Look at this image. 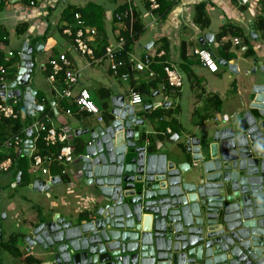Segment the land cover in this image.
Listing matches in <instances>:
<instances>
[{
	"label": "water",
	"instance_id": "water-1",
	"mask_svg": "<svg viewBox=\"0 0 264 264\" xmlns=\"http://www.w3.org/2000/svg\"><path fill=\"white\" fill-rule=\"evenodd\" d=\"M212 40L208 32L199 41ZM32 53L24 42L15 77L5 85L6 96L17 97L29 116L42 110L30 86ZM216 63L235 70L225 59ZM251 94L238 134L229 126L210 141L182 138L177 147L190 161L179 163L145 149L134 135H141L135 127L145 119L125 104L124 95L111 98L112 121L76 132L89 133L73 162L95 196L92 211L76 213L75 224L54 213L24 237L27 249L56 247L45 264H264V85L254 84ZM28 147L26 140L22 155ZM192 167L204 174L195 183L182 178ZM60 182L52 178L30 188L47 192Z\"/></svg>",
	"mask_w": 264,
	"mask_h": 264
},
{
	"label": "crops",
	"instance_id": "crops-1",
	"mask_svg": "<svg viewBox=\"0 0 264 264\" xmlns=\"http://www.w3.org/2000/svg\"><path fill=\"white\" fill-rule=\"evenodd\" d=\"M127 2H129V4L140 14L141 21L144 25V32L140 37H144V40L141 41V38H139L134 44H132L129 50L122 51L117 56V60L122 63L119 68L121 73H129L125 70V68H128L131 71L135 82L139 81L141 78H145L144 73L133 69V64L144 53L153 54L158 48H160V39L164 37L167 38L169 42L167 58L165 60H169L170 63L174 64L179 69V67H181L179 56L180 44L181 42H184L187 61L191 64L190 70L192 73L190 76H187L179 69L183 80L182 87L176 91L172 89H162V82L159 84L158 89L154 91L151 101H146V99L143 98V104L136 105L138 107L137 109H135L136 106H134L135 114L142 116L145 119V122L146 120L149 121V126L151 127V130L146 129L145 132H140L138 128L135 127V131L141 133L139 142L144 145L146 136L150 137L152 143L157 142L153 143V152L161 150L160 148L162 144L166 142L175 146L178 145L177 142L181 143L182 135L180 133L181 128L179 121L182 119L188 124L193 123L197 129H200V127H205V122L207 124L208 119L214 121L216 124H220L214 120L215 117L220 119L222 115H227L229 120H231L234 118L233 115L241 110V108L238 107L248 109L252 100V94L251 90H248L244 85L241 87L240 76H248L249 82L254 84V75L257 73L258 69L264 72V40L261 32L256 29L254 23L258 15L264 16V0H260V6L257 3L252 2L243 7H238L233 0H178L165 18H159L156 13L150 11L147 7V2L144 0H102V2L89 0L81 5H78L76 2L67 3L64 0H47L41 2L35 7H28L21 2V0H0V27L6 31V37L0 39V51L2 52L3 57H6L9 51L13 52V56L9 58L8 62L6 61L8 67L6 77L8 80H12L13 77H15L18 68V57L16 54L20 52L24 42H27L28 45L32 47V57L34 52L44 56L45 62L41 63L39 70L44 76L46 83L49 85V91L52 97L49 101L40 103L43 108L48 106L49 110L53 112L52 116H48L50 121L55 127L64 129L68 136V143L74 146L76 156L81 153V148L79 152V145L76 143L79 138L76 137L77 130L84 129V127L87 126V123H89V120H95L87 114L78 113L74 106H67L70 104V100H65L67 105L64 107L55 94L52 93L51 86L47 81L48 75L46 74L48 61L51 58L56 57L58 54L64 53L71 61L72 66L80 73L79 84L73 87L72 93L76 94L81 88L88 89L94 101H106L108 113L112 107L111 103H109V99L118 95L127 96L129 89L132 87H130L129 78L127 81H122L119 76L113 75L109 71L108 62L104 58L99 57L97 61L93 63L91 62L90 65L87 64V60L79 55L74 49L71 39L63 33L64 28L72 26V24L65 18L66 14L63 12L66 8L83 7L87 3H93L100 6L103 9L104 29L102 32L100 31L97 33V37L93 44L96 45L97 43L100 44L101 42L106 41L104 46L106 47L108 45L116 44L120 28L119 22L115 21L113 23L112 13L118 7L127 4ZM200 2L205 3V10L210 19L209 27L206 29H199L192 21L194 5ZM19 25H26V29L22 34L16 32V28ZM230 25L240 29L242 31V36L238 37L228 34L217 42V34ZM252 25L254 28L253 32L255 34V39L250 35ZM62 27L64 28L61 29ZM208 32L213 34V40L211 43L202 45L199 41L200 37ZM234 37L239 38V45H234L232 43ZM245 37H250L248 44L252 47V55L245 54ZM12 39H14L15 47H10ZM226 41L229 43V48L225 50V52H221V45ZM202 47L209 49L216 60L224 59V56L227 55L228 59L225 60H227L230 65H234L235 70L218 65L217 72L212 73L208 71L206 67L201 65L198 57L193 54V50ZM33 69L34 65L32 68V74ZM233 74L235 75V82L231 84V90L227 88H215L217 82H221L225 79L229 81L233 77ZM111 79L115 80L117 83H113ZM121 82L127 83L128 85L127 89L124 91L119 87V83ZM32 83L33 80L31 78V87ZM218 85H221V83H218ZM184 86L187 87L184 88ZM43 88L45 89V87ZM99 89L100 91H102V89L106 91H102L101 95ZM32 90L37 93L33 87ZM107 92V99L105 98L106 100H104L103 97ZM224 100L228 104L235 105L230 113L220 111V107ZM146 105L155 106L151 109L144 110V106L146 107ZM236 107L238 108L237 110H235ZM155 109H162V112L160 111L162 115L159 117L150 116L149 118L148 115ZM170 109L173 110L172 120L179 129V141H174L171 137L160 134V124L169 120V118L164 115V112ZM67 110L71 113H67ZM63 115L72 117L74 124L81 125H74V127H71V124L64 121L62 125L57 126V121L61 119V116ZM28 117L31 121L35 119V116ZM184 136L198 137L195 133L184 134ZM3 151L5 152L6 150ZM23 151L24 148L19 154L20 156H22ZM23 156L26 157L28 166L29 158L27 153ZM64 170V176L67 175L68 180L64 181L61 177V182L59 184L57 183L55 186L50 187L49 191L45 192L47 200L46 202L44 201V204L50 209H56V207L58 208L61 204L63 207H69L73 210L77 205L74 196L83 192L80 188L79 181L82 179L84 182V179L78 172L79 167L77 163L72 162L71 164L66 165ZM16 176L17 175L14 176L11 170L9 172L0 173V204L2 203L1 196L3 195L4 201L7 202L4 211H0V240L3 236H7L8 239L11 235L9 233L5 234L2 230L1 220L7 219L6 212H13L10 219L14 220L16 225H29L28 217L25 218V215L22 214V208L24 207H26L27 211H31L34 214L36 213V217L40 214L37 204L28 205L26 203L30 202L27 201L28 199H24L26 205L24 203L15 204L12 202L14 201L12 199L14 194L5 193L7 186L14 192L15 189L19 187V183H15ZM31 183L26 187L30 188ZM85 187L87 188V186ZM70 191H72V194H67ZM67 196H69V200H67ZM17 198L21 199L19 197ZM59 198H61V200L64 198L65 202L59 204L57 202ZM19 207L21 210L17 213ZM18 241V239L15 240V246L18 248V253L15 255H11L0 246L7 258H11V260H7V262H9V264H36L37 261L28 251L26 243L24 246L18 247L16 245V242ZM27 253L29 256H26Z\"/></svg>",
	"mask_w": 264,
	"mask_h": 264
},
{
	"label": "built area",
	"instance_id": "built-area-1",
	"mask_svg": "<svg viewBox=\"0 0 264 264\" xmlns=\"http://www.w3.org/2000/svg\"><path fill=\"white\" fill-rule=\"evenodd\" d=\"M44 1L47 0H21V2H23L28 7H35ZM144 1L148 2V9L152 12L159 6L157 0ZM233 1L238 7L246 6L252 2L257 3L260 6V0ZM126 5V10L120 13H115L114 15L116 21L120 23L117 42L114 45L106 46L102 54V58L108 62L109 71L116 76L119 75V68L122 65V63L117 60V56L122 51H125L123 48L125 40L120 32L124 31L126 28L125 19L127 17L128 10L130 11L132 7L129 2H127ZM63 33L71 39L74 49L79 53V55L87 60V64L90 65L91 62L93 63L98 60L99 57H96L95 55V45L93 44L96 39V30L95 28L86 25L78 13L74 14V22L72 26L64 28ZM232 43L234 45H239V38L234 37L232 39ZM19 53L16 54L17 57L19 56ZM193 54L198 57L201 65L206 67L208 71L212 73L217 72L218 64L216 63L213 53L209 49L205 47L195 49L193 50ZM164 55L165 52L161 47L158 48L153 54L144 53L134 62L133 69L146 74L148 78H155L158 76V74L153 69V66L155 64L161 65L163 68L165 83L170 89L176 91L182 87V76L179 69L174 64L170 63L169 60H163L162 57ZM11 56H13V52L9 51L7 56L2 57V60H0V93H3L0 94V122L4 119H17L18 117L25 118L28 115L22 106V102L17 97L13 96L12 98H8L6 96V91L8 88H6L5 85H9V83L13 80H8L6 77L8 68L6 63L9 61ZM48 66L50 68V72L47 76V81L51 86L52 93L55 94L59 100H70L74 104V107L78 113H84L93 117L95 124L98 126L104 127L107 125L108 121H112V119H114V117H110L107 121L105 120L101 110L95 104L88 89L81 88L76 94L72 93L73 87L79 84L80 73L72 66L71 61L64 53H60L56 57L51 58L48 61ZM119 77L122 79V81H127L129 78L128 74L126 73L121 74ZM165 88L166 86L163 84L162 89ZM33 97L34 103H37L36 92ZM8 99H11V101L8 102ZM125 104H129L133 106V108L136 105H141L143 104V96L136 92L133 88H130L128 95L125 96ZM39 105L42 106L41 104ZM154 106L146 105V107H149L150 109ZM43 109L44 108L42 106V110ZM42 110L40 112H35L32 115V117L35 116V119L27 124V126L22 130V134L20 133L9 136L0 142V147L3 150H13L17 153V155H19L23 150L24 142L29 140L30 147L26 149L29 158L28 171L33 178L31 184L37 181H42V187H44L45 184H48L52 178H59L61 180V177L65 175L64 167L71 164L76 158V155L74 146L68 143V136L63 128L55 127L47 115L43 121L36 119L37 115L40 114ZM66 112L69 114L71 113L69 110ZM214 120L220 124H226L230 121L227 115H222L220 119L215 117ZM27 133L29 137L27 136ZM160 134L171 137L174 141L180 140L178 134H171V129L169 127H167L164 132L161 131ZM134 135L136 138H141L140 134L138 135L135 133ZM39 140H42L47 147L59 146L58 152L49 153L44 156L39 155L36 148V144ZM153 143L151 146L148 141V136H146L144 144L145 149L147 147H153L154 149ZM10 163V158L0 161V173L6 172L10 167ZM54 166L59 168V172L57 174L51 173V167ZM67 194H72V191L68 192ZM74 197L77 201V205L73 209L75 213L82 214L92 211L95 202L94 197L80 194H77ZM61 202H65L64 198L61 200ZM32 248L33 246H29L28 251L31 252ZM26 255L29 254L27 253Z\"/></svg>",
	"mask_w": 264,
	"mask_h": 264
},
{
	"label": "trees",
	"instance_id": "trees-1",
	"mask_svg": "<svg viewBox=\"0 0 264 264\" xmlns=\"http://www.w3.org/2000/svg\"><path fill=\"white\" fill-rule=\"evenodd\" d=\"M178 0H157V2L159 3V6L157 9H155L153 12L156 13L158 15L159 18H165V16L170 12V10L172 9V7L176 4ZM147 7H148V2H147ZM127 9V5L124 4L120 7H118L113 13H112V21L113 23L116 21L114 15L115 13H120L124 10ZM64 14H66L65 18L69 21V23L73 24L74 22V14L78 13L80 18L86 23V25L90 26V27H94L96 30V37H97V33L98 32H102L104 29V21H103V9L100 6H97L93 3H87L86 5H84L83 7H69L66 8L65 11L63 12ZM192 21L193 23L199 28V29H206L209 27L210 24V19L207 15V12L205 10V3L204 2H200L197 3L196 5H194V9H193V16H192ZM255 27L257 30H259L261 32V35L263 37L264 40V16L263 15H258V17L255 19ZM125 30L121 31L120 33L122 34V36L124 37V50H129L130 47L132 46V44H134L139 38L140 36L143 34L144 32V25L141 21V17L139 12L134 8L131 7L130 11L128 10L127 13V17L125 19ZM64 27H62L61 29H63ZM26 29V25H19L16 28V32L19 34H22ZM232 35V36H242V31L238 28H236L233 25H230L228 27H226L224 30L220 31L217 36H216V40L217 42H219L224 36L226 35ZM6 37V31L3 30L2 27H0V39ZM249 40L250 37H245L244 41L246 42V48H245V54L246 55H252L253 54V50L251 45H249ZM106 41L101 42L100 44L97 43L95 45V55L96 57H102L103 51H104V46H105ZM160 43H161V48L164 50L165 55L162 57L163 60L167 58V53H168V45L169 42L167 40V38H161L160 39ZM181 47H180V60H181V67H179L180 70H182L187 76L191 75V70H190V66L191 64L187 61V57H186V47H185V43L181 42ZM222 47L220 48L221 52H225V50H227L229 48V43L228 41L224 42L223 45H221ZM2 52L0 51V60H2ZM224 59H228V56L225 55ZM183 63V64H182ZM153 69L157 72L158 76L155 78H148L146 74H144L145 78H141L139 81L135 82L133 80V75L131 73V71L128 68H125V70L129 73V83H130V87H132L136 92H138L140 95L143 96V98L146 99V101H151V98L153 96V93L155 90L158 89L159 84L163 82V84L166 86L165 89L170 90V88L168 87V85L165 83V78H164V73H163V68L161 67V65H154ZM50 72V68L49 66L46 69V74L48 75ZM118 76H120L121 73L120 71L118 72ZM143 76V77H144ZM14 78V77H13ZM122 80V79H121ZM103 92H105L106 90L102 89ZM102 91L99 92L102 95ZM108 96V92L105 94V96L103 97L104 100L107 99ZM38 92L36 93V102L41 104L40 101H38ZM102 98V97H101ZM106 98V99H105ZM11 99H8V102H10ZM61 102V104H63V106L65 107L67 105V103L65 102V100H59ZM95 104L99 107V109L101 110L105 120L107 121L110 116L108 114L107 111V103L106 101H94ZM67 106H74V104L70 101V104H68ZM19 108V107H18ZM162 109H155L153 110L148 116L150 118L154 117V116H161L162 115ZM172 114H173V110H167L166 112H164V115L167 116V118H169V120L167 122H162L160 124L159 129L164 132L165 129L167 127H169L171 129V134H178L179 133V129L178 127H176V124L174 123V121L172 120ZM52 116L53 112L51 110H49V107H45L42 112L40 114L37 115L38 120L43 121L45 116ZM31 121V119H29L28 116H26L25 118H21L18 117L17 119H4L0 122V142L3 141L4 139L8 138L9 136L15 135V134H22V130L27 126V124ZM170 134V133H169ZM161 138V137H160ZM148 141L149 144L152 146V139L150 137H148ZM36 148H37V153L39 155H46L49 153H57L59 150V146H54V147H47L45 146L44 142L42 140H39L36 144ZM0 147V161L6 159V158H10L11 159V163H10V167L7 169L6 172H9L11 170V172H13L14 176L17 175L19 173V185L18 186H27L29 183L32 182L31 179L32 175L28 173L27 168H26V157L25 156H20L17 155L16 152H14L13 150H6L5 152L3 151V149ZM51 172L52 174H57L59 172V168L57 167H51ZM62 179H64V181L68 180V176H62ZM17 235L11 234L8 239L6 241H0V246L6 250L7 252H9L11 255H15L18 253V248L15 246V240ZM29 256V255H26Z\"/></svg>",
	"mask_w": 264,
	"mask_h": 264
},
{
	"label": "rangeland",
	"instance_id": "rangeland-1",
	"mask_svg": "<svg viewBox=\"0 0 264 264\" xmlns=\"http://www.w3.org/2000/svg\"><path fill=\"white\" fill-rule=\"evenodd\" d=\"M65 2H76L78 5H81L83 3H85L86 1L89 0H64ZM91 1H96V2H102V0H91ZM197 36V35H196ZM141 38V37H140ZM144 40V37L141 38V41ZM10 47H15L14 45V39L11 40V45ZM33 58H34V69H33V74H32V87L38 92V101L40 102H47L50 100V98L52 97L49 91V85L46 83V80L44 78V76L40 73L39 67L41 65V63L45 62V58L43 55L38 54L37 52H34L33 54ZM254 75V73H253ZM251 79V78H250ZM256 85H264V72L260 71V69H258L257 73L254 75V79ZM111 81L114 83H117L115 80L111 79ZM235 82V75L233 74V77L228 81L227 79L221 81V82H217V84L215 85V88L217 89H224L227 88L229 90H231L232 85ZM218 83H221V85H218ZM119 87L122 89V91L126 90L128 85L127 83H119ZM249 82L248 76H244L241 75L240 76V85L241 87H243V85L248 89V90H252L253 85ZM45 87V89L43 88ZM187 86H184V88H186ZM108 102V101H107ZM184 102V101H183ZM109 103H111V99H109ZM235 105L233 104H228L226 103V101L224 100L221 107H220V111L222 112H228L230 113ZM240 106V105H239ZM238 107V106H237ZM235 110H237L238 108H241V110L237 111L235 115H233L234 120H231L229 123L226 124H216L214 121H210L208 119L207 124L205 122V127L200 129H197L194 124H188L184 119H182L181 121H179L180 124V133L182 135V138L184 140L185 136L184 134H188V133H195L197 136H199L201 138V140L204 142L206 139L208 141L213 139V135L214 132L216 130H219L221 128H225V127H229L231 126L234 129L235 134H238L240 129L238 128V122L241 120V116L243 115V113L245 112V110L247 108L244 107H238ZM138 107L136 106L135 109H137ZM137 111V110H136ZM66 121V123L71 124V127L75 126H79L81 124H74L73 118L72 117H67V116H61V119H59L56 123L57 126L62 125V123ZM97 125L95 124V122L91 119L89 120V123H87V126L84 127L85 129H91V128H95ZM138 130L140 132H145V130H151V127L149 126V121L146 120L145 124L143 125H139ZM89 137V133L83 134L82 136H80L76 143L79 145V152H80V142L83 144L81 147V152H84V146L87 142V139ZM139 144V143H138ZM161 150H159L158 152L165 154L168 157V160H172L175 163H179L180 161H190V159L187 157V155L182 151L181 147H177L171 143H164L162 144ZM26 168L28 171V166H27V162H26ZM29 173V171H28ZM30 174V173H29ZM203 171L201 169V167H192V169L186 173H182V178L186 181V182H191V183H195L197 181L198 178L203 177ZM32 180V179H31ZM79 185L80 188L82 189L83 192H81L80 195H90L92 197L95 198L94 195L91 194V192L88 190V188L85 187V184L83 182V180L81 179V181H79ZM137 186H139V183L137 184ZM6 191L5 193H13V200L12 202H14L15 204H25L26 203L29 204H37L39 207V216L36 217V213L34 214L31 211H27L26 207L22 208V211L25 215V218L28 217V223L29 225H25V224H15L14 220L10 219V216L13 214V212H6L7 213V219L6 220H1V225H2V230L4 231L5 234L9 233V234H14L17 235V239L19 240L18 242H16V245L18 247H22L25 244L24 241V237L29 236L30 234H32L33 232V227L41 222H45L47 220H49L51 218V216L56 213L59 212L61 215H63L64 217H66L68 220H71L74 224L77 222L75 220V217L77 216L76 213L73 212L72 209H70L69 207H63L60 203H61V198L58 199V203L60 204V206L56 209H50L48 206H46L44 204V201L46 202L47 200V196L45 192H38L36 190H34L33 188H28L26 186H19L15 189V192L12 191L11 189L8 188V186L6 187ZM54 190V189H53ZM4 193V194H5ZM4 195L1 196V200L2 203L0 204V211H4L5 206L7 204V202L4 201L3 199ZM17 197L21 198L18 199ZM24 199L30 202H24ZM67 200H69V196H67ZM23 201V202H22ZM21 210V208L19 207L17 209V213H19V211ZM33 218V220H32ZM32 222V224H31ZM24 236V237H22ZM2 241H6L7 240V236H3ZM0 240V241H1ZM56 247H53L50 250H44L42 247L40 246H36L34 247V249H32V251L30 252V254L37 260L38 263L36 264H45L48 261H51L54 254L56 253ZM11 260V258H7L6 254L4 253V251L1 249L0 247V264H9V262H7ZM7 262V263H5Z\"/></svg>",
	"mask_w": 264,
	"mask_h": 264
},
{
	"label": "clouds",
	"instance_id": "clouds-1",
	"mask_svg": "<svg viewBox=\"0 0 264 264\" xmlns=\"http://www.w3.org/2000/svg\"><path fill=\"white\" fill-rule=\"evenodd\" d=\"M179 135V134H178ZM179 144V142H177Z\"/></svg>",
	"mask_w": 264,
	"mask_h": 264
}]
</instances>
